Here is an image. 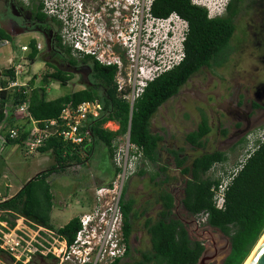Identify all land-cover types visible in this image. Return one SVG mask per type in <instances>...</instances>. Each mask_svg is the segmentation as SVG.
I'll return each mask as SVG.
<instances>
[{"label":"rangeland","instance_id":"obj_1","mask_svg":"<svg viewBox=\"0 0 264 264\" xmlns=\"http://www.w3.org/2000/svg\"><path fill=\"white\" fill-rule=\"evenodd\" d=\"M122 2V8L126 9V0ZM198 2L200 6L209 8L210 15H222L228 0ZM86 14L91 19L90 30L94 36L100 39L102 34L110 37L104 33L100 14L93 11ZM28 15V12L16 9L10 2L0 0V29L13 38L7 44L0 43V74L5 69L14 68L18 71L16 82L19 86H25L31 80L32 85L37 86L46 73L52 72L49 66L72 73L73 78L66 87H61L57 82L49 83L46 90V100L49 101L86 88L89 85L88 69L68 67L53 52L52 28L47 26L33 29L31 26H23ZM19 19L24 20L23 24ZM134 21L135 24L126 23L120 27L119 41L122 42L131 33L132 46L134 44L136 48L146 52L149 50V54L158 57L160 61H168L169 54L175 53L178 48L176 27L168 22L147 23L140 21L138 17ZM234 26L229 53L212 62V70L201 69L192 75L178 93L162 104L152 117L150 132L162 139L156 163L145 162L139 156H133L131 153L134 150L127 144L125 137H119L115 142V153L120 152L121 167L126 165L128 173L123 200H131L133 203L130 252L123 262L140 260L143 254L151 251L145 224L148 221L154 223L158 218L161 191H166L173 197L172 217L183 222L192 241L199 239L202 245L210 246L205 238L215 240L219 234L207 226L202 216H193L199 222V226L194 229L193 217L185 213L181 201L185 180L189 176L180 174L175 164V155L179 159L184 158V167H189L195 157L218 151L227 155V162L222 165L230 166L241 155L246 137L264 128V111L256 106L262 102L256 95L264 89V0H244ZM32 41L41 45L39 55L33 63L27 59ZM23 46L27 47L26 51L21 50ZM16 89L10 88L9 92ZM203 116L207 119L210 132L203 140V147L197 149L187 144L184 138L186 134L196 130ZM13 118L14 125L27 126L26 119L21 116ZM8 128L10 123L0 126V202L11 198L35 175L54 165V157L50 152L41 154L36 151L28 155L22 146H5L4 136ZM222 165L214 166L208 172V177L215 179ZM115 167L105 147L97 145L91 158L83 166L73 164L48 178L53 196V207L49 215L51 226L61 228L92 208L95 190L115 182ZM162 167L165 170L161 171ZM141 171L143 174H140ZM5 217L10 221L14 219L8 214ZM226 254L221 255L220 261L211 264H221ZM3 257L5 261V256ZM5 262L1 264H9L8 261Z\"/></svg>","mask_w":264,"mask_h":264},{"label":"trees","instance_id":"obj_2","mask_svg":"<svg viewBox=\"0 0 264 264\" xmlns=\"http://www.w3.org/2000/svg\"><path fill=\"white\" fill-rule=\"evenodd\" d=\"M42 1L33 0L29 6H25L19 0H9L16 9L30 12L31 26L46 22V26L52 28L53 52L65 61L68 67L87 68L89 85L82 90L49 101L46 100L49 83L57 82L61 87H66L73 78L72 73L49 66L52 72L46 73L39 85H32L31 80L27 85L19 87V91L16 89L10 93L7 87L9 83L17 80L15 70L9 68L1 71L0 88L3 90L0 91V126L10 123V128L18 130L15 139L5 137L4 145L21 147L27 137V126L14 125L12 115L5 118V109L13 113L17 106L26 104L30 117L39 122L57 119L65 106L75 107L84 102L99 101L103 106V112L98 119L89 123L91 140L85 149L52 138L37 150L41 154L50 152L54 157V165L35 175L11 198L0 202V221L13 227L14 221L8 220L5 214L17 219L23 218L31 223V227L55 230L67 243H71L78 228V218L71 219L61 228L55 229L51 226L49 215L53 207V196L47 182L48 178L63 172L73 164L83 166L89 161L97 145L105 147L113 161L115 142L119 137H124L127 131L129 144L134 146V152L131 154L139 156L142 161L156 163L157 150L162 139L150 132L152 117L162 104L178 93L192 75L225 55L235 30L234 20L244 0H228L225 14L216 17H209L207 7L193 5L191 0L154 1L151 12L156 19L165 20L176 14L187 22L188 31L183 42L185 58L176 67L147 83L133 105L130 122L129 105L116 92L114 84L116 68L102 66L92 57H74L71 49L61 43L57 22L42 13ZM12 39L11 35L0 29L1 42H10ZM36 45L35 41L29 44L30 52L27 59L32 63L39 55ZM35 79L34 76L33 80ZM107 122L116 123L118 129L116 131L104 129L103 125ZM209 132L210 127L203 116L196 130L186 134L184 140L191 147L201 149L203 140ZM226 162L225 153L213 151L195 157L189 167H184V158L179 159L175 155V164L180 174L189 176V179L185 180L184 198L181 202L184 210L191 216L204 217L207 226L229 236L231 252L223 264H243L264 234V141L226 192L224 209L217 210L213 205L211 191L217 182L207 174L214 166ZM160 170L163 171L165 168L162 167ZM119 171L120 169L115 167L113 176L115 177ZM140 174H143V171ZM173 202V197L168 192L161 191L158 199L161 207L158 218L154 223L148 221L145 224L151 251L143 254L140 260L115 264L197 263L203 245L191 241L183 224L179 219L172 217ZM132 204L131 200L122 201L123 230L127 240L132 229ZM129 252L130 249L126 257L129 256ZM3 258L0 251V259Z\"/></svg>","mask_w":264,"mask_h":264},{"label":"built area","instance_id":"obj_3","mask_svg":"<svg viewBox=\"0 0 264 264\" xmlns=\"http://www.w3.org/2000/svg\"><path fill=\"white\" fill-rule=\"evenodd\" d=\"M19 1L29 6L33 0ZM154 1L126 0V5L127 8L134 7L135 19L138 17L140 21L147 23L168 22L176 27L178 48L175 49V53L169 54L168 61H160L158 57L151 56L149 50L146 52L139 47L136 48L134 44L132 46L131 33L121 42L126 52L122 60L118 55L111 54V47L103 43L100 37L93 35L90 30L92 26L90 17L81 10L80 4L75 0L42 1V13L60 23L61 43L71 49L74 57H92L102 66L116 68L114 84L117 94L129 105V122L133 105L141 96L147 83L176 67L184 59L183 42L188 31L187 22L176 14L170 15L165 20L156 19L151 12ZM191 3L200 6L198 0H191ZM0 43L8 42L0 41ZM36 47L41 50L39 43ZM21 50L26 51L27 47L23 46ZM17 73L18 71H15V74ZM16 81L9 83L7 89L17 88L19 91L21 86ZM2 90L0 88V91ZM102 112V104L99 101H91L75 107L67 105L57 119L45 122L32 119L27 112L26 104L17 106L13 113L5 109L4 115L5 118L17 115L26 119L27 137L22 147L29 155L34 154L52 138L85 149L91 140L89 123L98 119ZM103 128L116 131L118 126L114 122H107ZM6 136L10 140L15 139L18 136V130L8 128L4 138ZM124 137L127 144L134 149V146L129 144L128 131ZM263 141L264 128L250 133L246 137L245 147L237 161L230 166L222 165L223 167L217 172L215 177L217 183L211 189L215 209H224L226 192ZM113 163L120 169L115 182L95 190L94 206L77 216L78 228L71 243H67L55 230L39 226L31 227V223L23 218H14L13 227L0 221V251L5 256V261L9 264L122 263L129 250V239L127 240L124 236L122 212L123 192L128 173L126 165L121 167L120 152L114 153ZM5 261L1 262L6 263Z\"/></svg>","mask_w":264,"mask_h":264},{"label":"flooded vegetation","instance_id":"obj_4","mask_svg":"<svg viewBox=\"0 0 264 264\" xmlns=\"http://www.w3.org/2000/svg\"><path fill=\"white\" fill-rule=\"evenodd\" d=\"M9 2V0H6ZM13 1V0H11ZM123 0H75L81 6V10L85 13L94 12L95 14H100L102 23L105 28V34H109L110 37L107 35L105 36L102 34L101 39L102 41L111 47V54H116L120 59H124L126 52L124 47L122 46L121 42L119 41L118 37L121 33L120 27L122 28L124 24L134 23L135 24V9L134 7H129L127 9L122 8ZM11 4V3H10ZM28 11H26L27 13ZM28 20H26L25 25L23 24L24 20L19 19L23 26L30 27L32 25L31 22V14L28 12ZM225 14V9L222 15ZM48 18V17H47ZM57 22V21H56ZM46 22H42L37 24V26H31L33 28L39 27L40 29L46 26ZM58 28L60 30V23L57 22ZM37 30V29H36ZM53 36V34H52ZM52 38V37H51ZM52 42V41H51ZM229 53V49L226 51L225 54ZM185 58V54H184ZM214 65L210 63L208 66L203 67L201 69L212 70ZM264 87V86H263ZM260 95H262L260 97ZM256 98L262 100L258 105L261 111H264V89L262 91H258Z\"/></svg>","mask_w":264,"mask_h":264},{"label":"water","instance_id":"obj_5","mask_svg":"<svg viewBox=\"0 0 264 264\" xmlns=\"http://www.w3.org/2000/svg\"><path fill=\"white\" fill-rule=\"evenodd\" d=\"M184 187H185V184H184ZM184 187H183V189H184ZM183 198H184V193H183L182 199ZM185 213L188 214L186 211H185ZM192 220L194 221V229H196V227L199 226V222L196 221L194 217ZM179 221L183 224V222L181 220H179ZM183 226H184V224H183ZM184 228H185V231L187 232L189 239L191 240V237H190L191 234L188 232V230L186 229L185 226H184ZM209 228L212 230H216L219 234L216 235L215 240L211 239V238H205V240L210 243V246L203 245V251H202V253H201L196 264H211L214 261H220L221 255L226 252L227 254L225 255V257L222 258L223 261L221 264H223V262L226 260V258L229 256V254L231 252L230 238L226 237L218 229L211 228V227H209ZM195 241L202 243L201 240H199V239H196ZM248 258H250L248 264H264V234L259 239V241L257 242L256 246L254 247V249L252 250V252L250 253Z\"/></svg>","mask_w":264,"mask_h":264},{"label":"clouds","instance_id":"obj_6","mask_svg":"<svg viewBox=\"0 0 264 264\" xmlns=\"http://www.w3.org/2000/svg\"><path fill=\"white\" fill-rule=\"evenodd\" d=\"M207 11H208V15H210L209 9H207ZM216 16H221V15H213V17H216Z\"/></svg>","mask_w":264,"mask_h":264},{"label":"bare ground","instance_id":"obj_7","mask_svg":"<svg viewBox=\"0 0 264 264\" xmlns=\"http://www.w3.org/2000/svg\"><path fill=\"white\" fill-rule=\"evenodd\" d=\"M249 259L250 258H248L243 264H248L249 263Z\"/></svg>","mask_w":264,"mask_h":264},{"label":"crops","instance_id":"obj_8","mask_svg":"<svg viewBox=\"0 0 264 264\" xmlns=\"http://www.w3.org/2000/svg\"><path fill=\"white\" fill-rule=\"evenodd\" d=\"M19 189H20V188H19ZM19 189H18V190H19ZM18 190H17V191H18Z\"/></svg>","mask_w":264,"mask_h":264}]
</instances>
